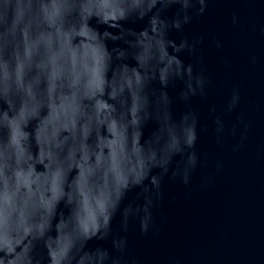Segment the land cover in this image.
Wrapping results in <instances>:
<instances>
[{"label": "water", "instance_id": "95a60500", "mask_svg": "<svg viewBox=\"0 0 264 264\" xmlns=\"http://www.w3.org/2000/svg\"><path fill=\"white\" fill-rule=\"evenodd\" d=\"M0 264H264V0H0Z\"/></svg>", "mask_w": 264, "mask_h": 264}]
</instances>
